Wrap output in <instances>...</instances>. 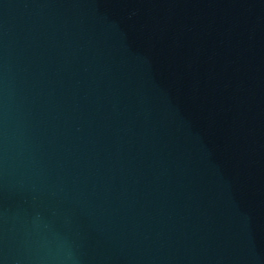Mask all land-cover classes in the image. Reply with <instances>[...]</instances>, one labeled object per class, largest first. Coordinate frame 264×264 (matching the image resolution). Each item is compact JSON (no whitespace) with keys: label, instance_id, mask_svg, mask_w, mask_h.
<instances>
[{"label":"water","instance_id":"obj_1","mask_svg":"<svg viewBox=\"0 0 264 264\" xmlns=\"http://www.w3.org/2000/svg\"><path fill=\"white\" fill-rule=\"evenodd\" d=\"M0 264H264V0H0Z\"/></svg>","mask_w":264,"mask_h":264}]
</instances>
